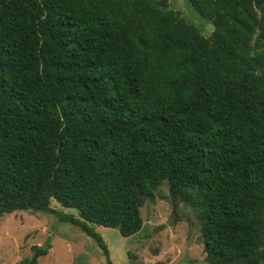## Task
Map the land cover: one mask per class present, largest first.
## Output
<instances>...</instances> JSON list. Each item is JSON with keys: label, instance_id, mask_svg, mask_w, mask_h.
Masks as SVG:
<instances>
[{"label": "trees", "instance_id": "trees-1", "mask_svg": "<svg viewBox=\"0 0 264 264\" xmlns=\"http://www.w3.org/2000/svg\"><path fill=\"white\" fill-rule=\"evenodd\" d=\"M0 0V217L129 237L166 181L207 264H264V0ZM175 206V205H174ZM32 245L15 264H37Z\"/></svg>", "mask_w": 264, "mask_h": 264}, {"label": "rangeland", "instance_id": "rangeland-1", "mask_svg": "<svg viewBox=\"0 0 264 264\" xmlns=\"http://www.w3.org/2000/svg\"><path fill=\"white\" fill-rule=\"evenodd\" d=\"M167 1L169 8L204 36L211 34L213 24L188 0ZM51 206L56 213L18 210L0 217V264H15L30 256L32 245L46 244L48 252L37 264H106V256L95 240L60 217H77L78 212L54 200ZM140 214L142 227L129 237L121 236L114 227L92 225L102 236L112 264H207L197 216L183 201H172L166 181L144 201Z\"/></svg>", "mask_w": 264, "mask_h": 264}]
</instances>
